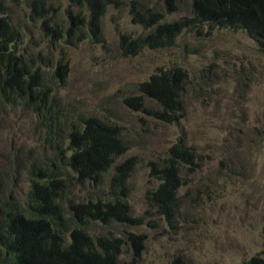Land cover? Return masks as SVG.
I'll use <instances>...</instances> for the list:
<instances>
[{"label": "rangeland", "instance_id": "1", "mask_svg": "<svg viewBox=\"0 0 264 264\" xmlns=\"http://www.w3.org/2000/svg\"><path fill=\"white\" fill-rule=\"evenodd\" d=\"M119 1V6L106 7L103 42L88 38L69 46L43 35L40 21L31 17L30 0H6L9 21L21 34L19 46L39 53L38 64L50 74L57 63L66 64L58 96L74 113V121L78 123L79 115H92L118 125L126 151L115 164L133 158L127 203L139 223L90 222L91 232L143 236L139 253L130 240L126 242L118 264H169L176 257L183 264H239L259 253L264 240V52L243 31L201 26L182 30L171 48L122 55L119 34L134 37L145 30L131 22L130 0ZM141 1L161 12L162 22L188 15L187 0H178L173 10L164 0ZM44 2L54 8L52 16L58 22L66 19L68 9L77 10L70 0ZM171 65L188 73L178 120L155 119L124 102L140 95L138 83L157 68ZM142 99L146 110L157 107ZM36 124V117L23 107L0 103V203L24 204L29 165L34 162L37 170L41 158L52 156L43 140L45 129ZM180 136L195 153V163L182 170L178 209L167 219L148 207L145 195L159 183L150 173L151 163L159 166ZM112 173L113 167L99 185L69 187V197H104Z\"/></svg>", "mask_w": 264, "mask_h": 264}, {"label": "trees", "instance_id": "2", "mask_svg": "<svg viewBox=\"0 0 264 264\" xmlns=\"http://www.w3.org/2000/svg\"><path fill=\"white\" fill-rule=\"evenodd\" d=\"M167 9H175L178 0H164ZM76 12L67 10L64 21L53 18L54 8L44 0H30L31 17L40 21L44 36L51 42L74 46L88 38L104 41L102 18L110 4L119 0H70ZM188 15L176 21L162 22L161 12L141 0L128 2L131 22L145 32L131 37L119 34L121 54L135 56L143 48L160 50L173 46L182 30L199 28L243 31L264 52V0H187ZM6 0H0V103L18 105L36 117L43 140L51 150L40 167L31 162L28 171L26 201L0 203V264H118L119 252L128 240L139 253L143 236L93 235L90 222L108 225L139 223L131 216L126 182L133 158L115 164L126 151L120 128L96 116L73 119L58 96L66 77V64L57 63L50 74L38 61L39 53L21 48V34L9 21ZM200 31V30H198ZM200 33V32H199ZM44 62V61H43ZM45 67L47 64H43ZM43 69V70H42ZM56 76L59 80H56ZM188 73L179 65L157 68L137 85L140 95L124 100L155 119L175 122L183 115L182 94ZM57 83L59 86H57ZM143 98L153 101L150 110L141 107ZM195 153L180 136L166 151L159 166L151 163L150 173L159 181L145 195L148 207L170 219L178 209V191L183 183L182 170L192 169ZM26 166V165H25ZM113 167L105 196L76 201L69 197L71 186L101 184ZM169 264H183L176 257ZM239 264H264V240L261 251Z\"/></svg>", "mask_w": 264, "mask_h": 264}]
</instances>
